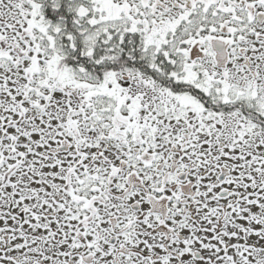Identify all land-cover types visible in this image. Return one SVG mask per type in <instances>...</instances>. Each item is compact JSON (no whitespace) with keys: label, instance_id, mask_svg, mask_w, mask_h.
I'll return each instance as SVG.
<instances>
[{"label":"snow or ice","instance_id":"1","mask_svg":"<svg viewBox=\"0 0 264 264\" xmlns=\"http://www.w3.org/2000/svg\"><path fill=\"white\" fill-rule=\"evenodd\" d=\"M0 264H264V0H0Z\"/></svg>","mask_w":264,"mask_h":264}]
</instances>
